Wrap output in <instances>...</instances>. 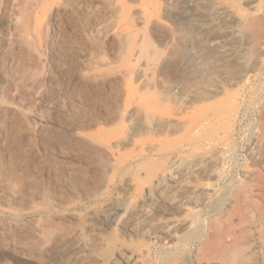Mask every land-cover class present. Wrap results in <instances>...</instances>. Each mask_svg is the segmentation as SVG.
<instances>
[{
	"label": "rangeland",
	"instance_id": "374dc122",
	"mask_svg": "<svg viewBox=\"0 0 264 264\" xmlns=\"http://www.w3.org/2000/svg\"><path fill=\"white\" fill-rule=\"evenodd\" d=\"M260 182L264 0H0V264H264Z\"/></svg>",
	"mask_w": 264,
	"mask_h": 264
},
{
	"label": "bare ground",
	"instance_id": "6f19581e",
	"mask_svg": "<svg viewBox=\"0 0 264 264\" xmlns=\"http://www.w3.org/2000/svg\"><path fill=\"white\" fill-rule=\"evenodd\" d=\"M190 45H191V42L186 40V39L182 40V42H181V47L183 49H188ZM185 70L188 71V72L192 71L193 70V65L190 62L186 63ZM173 90L176 91L177 93H181V94H186L188 92L187 87H185L182 83H176L173 86ZM260 185H262L261 186V191H262L261 192V196H262V199H263V205L261 207V210L263 211V214H264V182H260ZM244 195L245 194H244L243 191H238L236 193V195L234 196V202L235 203L242 202L246 198ZM239 220H240V223H243V222L247 221L245 216L240 217Z\"/></svg>",
	"mask_w": 264,
	"mask_h": 264
}]
</instances>
